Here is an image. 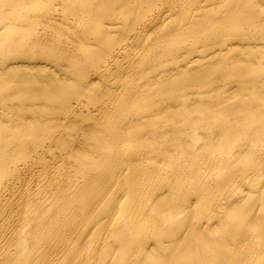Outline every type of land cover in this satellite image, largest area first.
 Here are the masks:
<instances>
[{"label": "bare ground", "instance_id": "6f19581e", "mask_svg": "<svg viewBox=\"0 0 264 264\" xmlns=\"http://www.w3.org/2000/svg\"><path fill=\"white\" fill-rule=\"evenodd\" d=\"M0 264H264V0H0Z\"/></svg>", "mask_w": 264, "mask_h": 264}]
</instances>
